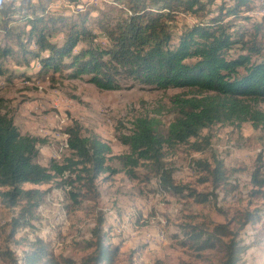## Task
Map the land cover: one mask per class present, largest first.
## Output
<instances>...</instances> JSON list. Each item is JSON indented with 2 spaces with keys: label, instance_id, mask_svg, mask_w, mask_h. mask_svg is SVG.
Here are the masks:
<instances>
[{
  "label": "trees",
  "instance_id": "trees-1",
  "mask_svg": "<svg viewBox=\"0 0 264 264\" xmlns=\"http://www.w3.org/2000/svg\"><path fill=\"white\" fill-rule=\"evenodd\" d=\"M69 1L78 4L82 0ZM217 1L125 0L127 12L88 4L78 15L68 16L52 10V0H0V75L24 77L8 67L7 61L29 66L37 59L38 73L88 76L103 90H116L122 81L131 79L150 88H183L203 94L178 97L176 118L166 129L153 120L137 119L131 133L120 136L129 147L125 155H110L109 144L98 135L83 136L75 121L66 129L71 156L64 163L54 160L49 165L38 160L43 140L21 133L0 97V203L14 210L8 238L24 246L20 254L10 247L0 250L7 264H115L120 247L105 228L104 212L99 211L91 237L84 242L92 251L80 262L54 252L34 223L52 184L70 187V197L79 204V196H85L81 187L94 191L101 174L119 171L111 160L121 162L130 176L141 161H153L162 191L201 204L216 200L217 190L229 194L237 189L238 184L230 181L234 171L217 156L212 162L194 160L193 167L206 173L203 181L212 183L209 192L176 183L174 168L164 162L166 147L189 143L215 123L264 124V112L257 108L264 101V23L256 22L249 13L261 5L264 13V0ZM94 11L97 14L91 16ZM180 13L195 15L198 20L175 29ZM197 143L192 144L195 151L206 147ZM263 167L255 166L251 184L252 195L264 199ZM26 184L34 187L26 188ZM44 185L50 186L40 188ZM261 212L256 207L238 213L236 230L229 223L212 228L208 223L192 224L184 230V243L191 242L199 251L220 247L222 264H239L249 246L238 240V233L247 224L261 221ZM19 232L24 234L16 238Z\"/></svg>",
  "mask_w": 264,
  "mask_h": 264
},
{
  "label": "rangeland",
  "instance_id": "rangeland-1",
  "mask_svg": "<svg viewBox=\"0 0 264 264\" xmlns=\"http://www.w3.org/2000/svg\"><path fill=\"white\" fill-rule=\"evenodd\" d=\"M88 4L102 10H128L125 0H82L78 4L52 0L51 9L68 16L78 15ZM262 8L261 5L249 12L258 23H264ZM96 14L94 11L91 16ZM197 20L195 15L180 13L174 28ZM6 65L25 76L13 79L0 75V97L21 133L43 140L38 160L44 165L54 160L64 163L71 156L64 143L66 129L75 121L81 125L83 136L98 135L109 144L110 155H125L130 152L129 147L121 142L120 136L130 134L137 119L153 120L166 129L176 118L178 97L203 96L191 89L150 88L131 79L122 81L116 90H103L90 82L88 76L65 78L59 73H38L37 59L29 66L12 61ZM257 108L264 112V101ZM195 141L206 147L195 151L192 145ZM164 155V162L175 170L176 183L189 184L199 192L211 191V181H203L206 173L193 167L194 160L212 162L217 156L234 171L230 173V181L238 187L229 194L217 190L216 200L201 204L190 197L162 191L153 161H141L133 168L134 176H130L122 170L121 162L111 160L113 168L119 171L101 174L94 191L80 186L85 196H79V204L70 197V187L51 185L46 203L34 220L38 234L52 243L54 252L80 262L92 251L84 242L91 237L96 217L102 211L106 216L105 228L111 230L114 245L120 247L115 264H222L224 252L220 247L199 251L190 246L191 242L184 243L187 239L184 230L198 222L208 223L211 228L217 223H229L236 230L238 213L258 207L262 208L261 221L247 224L238 233V240L249 246L241 254L239 264H264V199L252 195L251 184V172L257 164H264V124L215 123L203 129L199 138H190L189 143L166 147ZM13 214L14 210L0 203V250L10 247L20 254L24 246L8 238V223ZM23 234L17 233L16 238ZM0 264L7 263L0 257Z\"/></svg>",
  "mask_w": 264,
  "mask_h": 264
},
{
  "label": "bare ground",
  "instance_id": "bare-ground-1",
  "mask_svg": "<svg viewBox=\"0 0 264 264\" xmlns=\"http://www.w3.org/2000/svg\"><path fill=\"white\" fill-rule=\"evenodd\" d=\"M80 7V6H79ZM261 13H262V11H261ZM64 145L67 147V138L65 139V143H64Z\"/></svg>",
  "mask_w": 264,
  "mask_h": 264
},
{
  "label": "clouds",
  "instance_id": "clouds-1",
  "mask_svg": "<svg viewBox=\"0 0 264 264\" xmlns=\"http://www.w3.org/2000/svg\"><path fill=\"white\" fill-rule=\"evenodd\" d=\"M67 134V133H66Z\"/></svg>",
  "mask_w": 264,
  "mask_h": 264
}]
</instances>
